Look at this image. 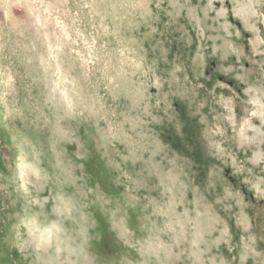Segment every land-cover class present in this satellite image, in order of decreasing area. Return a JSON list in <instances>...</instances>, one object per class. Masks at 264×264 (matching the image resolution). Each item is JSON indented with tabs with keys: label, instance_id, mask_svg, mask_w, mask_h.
I'll list each match as a JSON object with an SVG mask.
<instances>
[{
	"label": "rangeland",
	"instance_id": "374dc122",
	"mask_svg": "<svg viewBox=\"0 0 264 264\" xmlns=\"http://www.w3.org/2000/svg\"><path fill=\"white\" fill-rule=\"evenodd\" d=\"M0 264H264V0H0Z\"/></svg>",
	"mask_w": 264,
	"mask_h": 264
}]
</instances>
